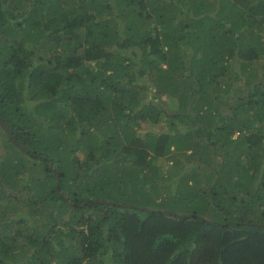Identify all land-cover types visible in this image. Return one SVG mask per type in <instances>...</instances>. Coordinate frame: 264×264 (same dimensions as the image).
I'll list each match as a JSON object with an SVG mask.
<instances>
[{"label": "trees", "instance_id": "trees-1", "mask_svg": "<svg viewBox=\"0 0 264 264\" xmlns=\"http://www.w3.org/2000/svg\"><path fill=\"white\" fill-rule=\"evenodd\" d=\"M262 46L264 0H0V264H264Z\"/></svg>", "mask_w": 264, "mask_h": 264}, {"label": "rangeland", "instance_id": "rangeland-1", "mask_svg": "<svg viewBox=\"0 0 264 264\" xmlns=\"http://www.w3.org/2000/svg\"><path fill=\"white\" fill-rule=\"evenodd\" d=\"M186 49H188V48H186ZM261 49H264V46H262V48ZM29 50L30 51H33L34 50V46H32V47H30L29 48ZM187 52H189V50H187ZM190 53V52H189ZM255 62H257V61H255ZM239 64H240V61H232L231 62V65H232V69H231V73H230V75H228V77L229 76H233V73L235 72V69H237V67H239ZM253 65H256L254 62H253ZM141 80H144L143 78L141 79ZM235 80V79H234ZM230 81H233V79H230ZM238 86V84H236V86H235V88ZM240 87L242 88V90L243 89H246V86H245V84L244 83H242L241 85H240ZM235 104V101L234 102H232L231 103V105H234ZM224 110H225V108L226 107H222ZM222 122H223V120H221V121H219V125L221 124L222 125ZM170 124H171V122H159V123H157V124H155V123H151V122H142L141 123V130H140V132L142 133V135L144 134V133H162V132H165L167 129H168V127L170 126ZM105 126V125H104ZM104 126H103V128H104ZM0 130H1V128H0ZM1 132H2V134L0 133V156H1V158H2V160L4 161L6 158H7V155H9V156H11L12 155V153H14V152H12L11 150H10V152L6 149V144H8V138H7V135L1 130ZM107 132L108 133H110V131L109 130H107ZM263 132H264V130H263ZM116 134V132H114L113 133V135H115ZM116 137L120 140V138L122 139L123 138V134L118 130V132H117V134H116ZM238 137H240L238 134H235L234 136H233V139H237ZM116 138V141H118V139ZM174 149V148H173ZM217 150H218V148H216V149H214L213 147H211V148H209V153L212 155L211 157L212 158H215V156L217 157L218 155H216L215 154V152H217ZM248 150V149H247ZM191 153V151L190 152H188V153H186V154H190ZM175 154H177V156H178V153H175ZM258 154L259 155H264V148L263 147H259V149H258ZM185 155V154H184ZM215 155V156H214ZM183 156V155H182ZM26 158V160H28V162H29V164H34L35 162H33L32 160V158L31 157H29V156H26L25 157ZM177 159H179V161L177 160V161H175V160H172V162L170 163V164H164L163 166H164V168H165V171H166V173H167V171H168V167L169 166H178L179 168H182V169H184V170H182V171H180V172H177V175H176V177H175V182L176 181H178V180H180L181 179V177H183L184 176V174H185V172H186V170H187V172L189 171V172H193V173H196L197 175H198V177L200 178V180L202 181V184H204L205 185V187L206 188H208V187H210V186H212V185H209L208 183H206L207 181H206V178H205V176H206V170H204V169H202V167H204V166H202V164H201V162L198 160V159H195V162L193 163V162H190V163H188L186 160H185V158H184V156H183V158H179V156L178 157H176ZM219 159H222V157H221V155H219V157H218ZM38 162H36L35 164H37ZM39 165V164H38ZM167 165V166H166ZM206 168V167H205ZM30 172L29 171H26L25 173H22L21 174V176H27L28 174H29ZM169 175H172V176H174L173 174H169ZM166 177H169L168 176V174H166L165 175ZM238 176V175H237ZM223 177H225V174L222 176V179H224ZM237 178H242V177H240V176H238ZM237 178H236V181H237ZM6 190V189H5ZM13 199V198H12ZM30 199H32L31 198V196H30ZM22 200H24V202L25 201H29V197H24V198H22ZM20 202L21 201H16V200H12L10 203H12L11 205H10V207H9V209L8 208H5V207H0V222H2V223H0V234H3V235H7V234H13V232H15L16 230H17V226L15 225V223H16V221L19 219V218H21L22 216H21V212L23 211V210H25L24 209V207H22L21 205H20ZM18 206H21L18 210H17V207ZM16 211H17V213H16ZM239 214H241V212H239V211H237ZM262 212V215L260 216V218L264 221V209H263V211H261ZM201 213H202V216H199V217H201V218H204L205 217V214H204V212H202L201 211ZM254 212L252 211V209L251 210H249V211H247V212H243L242 213V216H244V215H248L250 218L252 217V216H254V214H253ZM23 214V213H22ZM7 216H9V217H11V219L8 221V222H4V221H2L3 220V218L4 217H7ZM4 223V224H3ZM6 224H11V227L13 228V229H11V230H9V229H7V226H6ZM25 234V236H28V233H24Z\"/></svg>", "mask_w": 264, "mask_h": 264}, {"label": "water", "instance_id": "water-1", "mask_svg": "<svg viewBox=\"0 0 264 264\" xmlns=\"http://www.w3.org/2000/svg\"><path fill=\"white\" fill-rule=\"evenodd\" d=\"M0 124L10 134V136L15 141V143H17L23 151H25L26 153H28V150L16 140V138L13 135V133L9 130L8 126L1 119H0ZM168 214L173 215L174 213L169 212ZM176 215H178V217H180V218H184V217L190 218V217H192L191 215H187V216H182V215H179V214H176ZM205 221L209 222L208 220H205Z\"/></svg>", "mask_w": 264, "mask_h": 264}, {"label": "clouds", "instance_id": "clouds-1", "mask_svg": "<svg viewBox=\"0 0 264 264\" xmlns=\"http://www.w3.org/2000/svg\"><path fill=\"white\" fill-rule=\"evenodd\" d=\"M236 134H238V135H239V133H236Z\"/></svg>", "mask_w": 264, "mask_h": 264}]
</instances>
